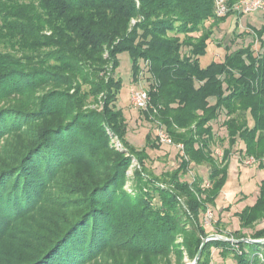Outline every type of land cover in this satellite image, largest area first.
Here are the masks:
<instances>
[{"label": "trees", "instance_id": "obj_1", "mask_svg": "<svg viewBox=\"0 0 264 264\" xmlns=\"http://www.w3.org/2000/svg\"><path fill=\"white\" fill-rule=\"evenodd\" d=\"M225 1L228 12L219 17L215 0H0V102L28 96L49 84L76 92L73 97L53 91L42 99L28 98V105L34 106L35 101L39 106L35 114L39 125L28 130L27 141L17 144L9 158H0V215L8 220L39 198L42 168L36 164L44 151L51 160L74 155L67 160L83 171L78 172L82 177L77 176L70 192L82 194L88 201L81 196L73 202H89L52 230L58 239L50 248L32 260L23 259L22 264H38L52 256L58 262L80 264V258L114 240L140 244L133 248L135 254L144 251L162 256L170 252L176 237L183 238L188 256L194 258L209 236L201 215L217 205L233 147L241 142V154L264 168V23L259 29L249 27L253 43L235 50L226 48L222 60L213 59L205 67L201 63L215 29L232 15H247L235 9L242 0ZM256 42L259 50L254 48ZM125 52L132 58L136 81L145 75L140 63L148 73V113L154 114L174 143L183 145L181 166L169 180L168 174H147L146 150L137 151L127 142L128 125L117 108L121 82L115 78L118 57ZM108 65L112 70L107 81L97 78ZM102 93L104 112L84 111L88 99ZM17 111L14 106L0 107V136L8 124L6 116ZM222 115L229 146L218 160L211 123L220 121ZM108 127L132 156L110 147L109 136L103 132ZM67 131L69 139L59 140ZM156 140L149 141V148H160ZM134 156L140 165L136 179L141 183L135 198L122 190L126 162ZM206 163L212 168L209 188L200 177L192 182L182 180L191 164ZM33 168L37 174H31ZM47 172L45 169L50 177ZM237 217L242 229L264 220V179L256 203ZM236 236L232 235L237 242H207L198 264H211L213 249L224 261L231 255L234 264H264L257 257L258 253L264 257V244L240 242L248 237L239 231ZM70 239L78 241L74 245L79 251L67 260L61 254ZM248 239L264 240V228Z\"/></svg>", "mask_w": 264, "mask_h": 264}, {"label": "rangeland", "instance_id": "obj_2", "mask_svg": "<svg viewBox=\"0 0 264 264\" xmlns=\"http://www.w3.org/2000/svg\"><path fill=\"white\" fill-rule=\"evenodd\" d=\"M5 2L6 0H3L2 3ZM133 22L134 20L132 23ZM263 23L264 13L262 12H256L250 15L247 14L243 17L235 15L230 16L224 23L220 24L215 29L208 52L206 56L201 59L202 66L205 67L211 63L213 59L218 61L222 60L226 54V48L235 50L253 43V35L249 32V27L252 26L253 28L259 29ZM242 33H245L246 35L238 38L237 35ZM181 38L183 39V36H181ZM259 46V42L254 43V48L256 50H259ZM118 58L120 64L115 71V78L120 80L121 89L117 96V108L121 111L128 125L126 135L127 142L137 151L141 152L142 150H146L148 154L145 161L147 174L151 173L152 176L157 177H163V175L165 176L168 174L169 180L175 174V170L179 169L181 166L180 157L183 155V152L178 148V145L181 144L175 143L173 146L161 145L160 148H149V141L152 140L155 142L156 140V128L159 122L158 120H155L153 116L154 114L151 112L148 113L150 106L144 111L135 108L131 102L132 88L138 89L139 85L145 90L149 88V82L147 81L148 73L145 70L143 63H140L141 72L145 71V75L138 82L134 78L133 61L130 54L125 52L120 54ZM111 70V65L106 66L104 71L97 75V78H100V80L103 78V80L107 81V78H109L111 74ZM85 89L87 90L89 88L85 86ZM53 91H61L71 97L76 94L73 89H69L65 86L49 84L45 87H41L39 90L30 91V95L28 96H14L12 99L0 102V107L14 106L19 110L15 112L16 114L6 116V122L8 121V124L0 136L1 159L9 158L11 156L10 154L13 153L12 151L14 148L17 147V144H20L21 141H27L28 130L39 125L36 121L39 118L35 115L36 112H39V106L35 105V101H32L34 106L28 105V98L33 97L34 99H42L45 95ZM104 99L105 93L99 94L97 98L91 96L88 99V104L84 108V111L103 113ZM19 106H24L26 108ZM146 114H148V119L145 117ZM223 120L224 118L222 115L220 121H213L211 123L216 136V148L214 153L218 160L223 157L222 151L229 146L228 133L226 127L223 126ZM9 129L11 131H9ZM103 132L109 136V145L116 153H123L126 156H132V154L127 151L128 147L123 144L122 140H120L117 135H114L110 127L104 129ZM68 133V131L62 132L58 139H69ZM73 141L75 140L73 139ZM241 148H244V145L241 144V142H238L231 151V157L226 164L227 168L225 171L226 178L224 186L220 196L217 198L216 207L210 208L207 213L201 215L202 223L207 229L209 236H220L224 238L225 241L230 242L236 241L232 235L238 237L236 236L237 231L241 234L243 233L249 238L256 233L257 230L264 228V220L261 219L254 223L249 229H242L237 217V213L256 203L259 194V185L264 179V168H260L258 165L252 166V163L248 162L252 157H244L239 151ZM48 153L49 152L44 151V157L40 158L37 161L38 164H36L37 168H42L39 185L43 181V187L39 189L40 191H37V196L39 198L32 204V207H29L30 205L25 206L15 212L12 216L9 215L11 217H7L8 220H6V216L3 217L0 215V264H22L20 261L23 259L28 261L32 260L30 258H36L42 251H46L50 248L51 243L58 239L55 235L52 236V230L55 231L58 226H63L64 217L70 218L76 216L81 212V206L87 207L89 205V202H87L88 200L85 199L82 194L70 192L71 189L74 188L72 187L74 180L78 175L81 176L82 174L78 172L83 171L82 169H79L78 166L71 165V162L67 160L74 158V155L68 156L66 160L63 158L51 160L52 157L47 155ZM130 158V161L126 162L128 168L126 178H124L125 184H122V190L126 192L128 196L135 198L139 195L141 187V183L136 179V173L140 169V165L136 159L138 158L137 156ZM45 169L49 171L47 173H49L50 177H47L46 174H44ZM211 170L212 168L208 166L207 163L200 165L191 164L188 174L185 177L183 176L182 180L192 182L195 178L200 177L204 180L205 186L209 188L210 184L208 180L212 173ZM26 172H28V169L23 172L25 176ZM35 172L37 174L38 170L33 168L31 174ZM36 174H34V176ZM177 175L180 177L181 174L177 173ZM16 178L17 182L20 183L21 178L19 176ZM117 178L118 177H116L118 184L119 180ZM13 185L14 184L11 186L9 185L6 192H9L10 189L13 188ZM22 186L23 182L20 183V187ZM142 187H144V185ZM0 196L2 197L1 193ZM81 196L84 200H87V203H79L78 201L73 202L74 199L79 200ZM98 203L103 206L102 201L98 200ZM77 242L78 241L72 242L70 239L69 242L62 247L64 253L61 254V257H67V260H69L70 257H73V252L79 251L77 245H74V243L78 244ZM134 242L135 241L127 242V240L110 241L107 243V246L105 245L103 247L104 249H99L93 253L90 252L80 258L79 263L193 264L197 256V254L194 258L188 256L184 240L180 237H176V241L174 242V245L171 246L170 252L162 256L154 254L153 252L144 254V251L135 254L133 248H140V244ZM258 254L260 255H257V257H260L262 261H264L262 253ZM212 256L213 259L211 264H234L235 262L231 255H229L228 259L224 261L219 256L218 250L216 249L212 250ZM44 257L40 260L42 261ZM52 258L56 261L52 260ZM40 260H38V262ZM38 264L69 263L67 261L65 263L58 262V259L55 256H52Z\"/></svg>", "mask_w": 264, "mask_h": 264}, {"label": "built area", "instance_id": "obj_3", "mask_svg": "<svg viewBox=\"0 0 264 264\" xmlns=\"http://www.w3.org/2000/svg\"><path fill=\"white\" fill-rule=\"evenodd\" d=\"M216 4V14L219 17L225 16L228 12V8L225 0H215ZM235 9L237 11L243 12L245 14H252L255 12L264 13V0H242ZM131 102L132 105L140 110H147L150 105V97L147 92L141 85L139 88L131 89ZM156 138L161 145L173 146L175 143L172 137L168 134L164 126L158 124L156 128ZM180 150H183V145H178ZM223 152V151H222ZM223 156V153H222ZM249 163H252V166L257 164V161L254 158L248 160ZM250 166V165H249Z\"/></svg>", "mask_w": 264, "mask_h": 264}, {"label": "water", "instance_id": "obj_4", "mask_svg": "<svg viewBox=\"0 0 264 264\" xmlns=\"http://www.w3.org/2000/svg\"><path fill=\"white\" fill-rule=\"evenodd\" d=\"M211 240H225V239L222 238V237H220V236H209L208 238H206L203 241V243H202V245H201V247H200V249H199V251L197 253V256H196L193 264H198V262H199V260H200V258L202 256L203 250H204L207 242H209ZM240 242H252V243H261V244H264V240L253 241V240L243 239V240H240Z\"/></svg>", "mask_w": 264, "mask_h": 264}]
</instances>
